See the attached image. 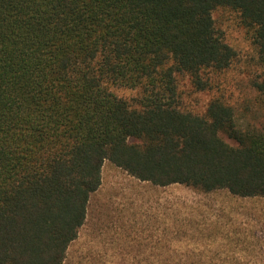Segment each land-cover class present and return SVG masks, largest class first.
<instances>
[{
	"label": "trees",
	"instance_id": "1",
	"mask_svg": "<svg viewBox=\"0 0 264 264\" xmlns=\"http://www.w3.org/2000/svg\"><path fill=\"white\" fill-rule=\"evenodd\" d=\"M221 8L251 39L257 68L236 80L251 97L221 79L240 60ZM263 118L264 0H0V264H63L105 160L159 186L264 197ZM163 261L233 262L177 247Z\"/></svg>",
	"mask_w": 264,
	"mask_h": 264
},
{
	"label": "rangeland",
	"instance_id": "2",
	"mask_svg": "<svg viewBox=\"0 0 264 264\" xmlns=\"http://www.w3.org/2000/svg\"><path fill=\"white\" fill-rule=\"evenodd\" d=\"M213 15L240 55L221 79L251 97V86L239 87L236 81L257 68L248 32L230 9ZM181 87L197 108L207 102L208 94L194 92L187 77ZM118 94L135 92L126 88ZM174 234L188 236L176 240ZM174 247L201 253L203 261L214 256L233 261L219 264H264V197H239L227 189L204 193L178 183L159 186L105 160L102 183L91 195L85 224L63 264H170L163 259L174 254Z\"/></svg>",
	"mask_w": 264,
	"mask_h": 264
}]
</instances>
